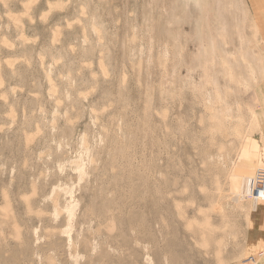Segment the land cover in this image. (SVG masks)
Wrapping results in <instances>:
<instances>
[{
  "label": "rangeland",
  "instance_id": "1",
  "mask_svg": "<svg viewBox=\"0 0 264 264\" xmlns=\"http://www.w3.org/2000/svg\"><path fill=\"white\" fill-rule=\"evenodd\" d=\"M251 3L0 0V264L257 257Z\"/></svg>",
  "mask_w": 264,
  "mask_h": 264
},
{
  "label": "crops",
  "instance_id": "2",
  "mask_svg": "<svg viewBox=\"0 0 264 264\" xmlns=\"http://www.w3.org/2000/svg\"><path fill=\"white\" fill-rule=\"evenodd\" d=\"M251 1H252L251 3L252 10L258 13V17L260 20V27L264 29V0H251ZM259 47H260L261 53L264 55V30L262 31V38H261ZM261 107L263 108L262 115L264 118V103ZM263 134H264V130H263ZM261 235L263 237H261L259 241L263 242L264 244V234L262 233ZM256 251L259 252L257 257L248 255L247 258L245 259L234 261V262L229 261L228 264H264V248H261V246L259 245Z\"/></svg>",
  "mask_w": 264,
  "mask_h": 264
},
{
  "label": "built area",
  "instance_id": "3",
  "mask_svg": "<svg viewBox=\"0 0 264 264\" xmlns=\"http://www.w3.org/2000/svg\"><path fill=\"white\" fill-rule=\"evenodd\" d=\"M250 192L247 196L251 200L264 203V166L255 169L250 183Z\"/></svg>",
  "mask_w": 264,
  "mask_h": 264
},
{
  "label": "bare ground",
  "instance_id": "4",
  "mask_svg": "<svg viewBox=\"0 0 264 264\" xmlns=\"http://www.w3.org/2000/svg\"><path fill=\"white\" fill-rule=\"evenodd\" d=\"M231 1H233V0H231ZM235 1V0H234ZM237 1H239V0H237Z\"/></svg>",
  "mask_w": 264,
  "mask_h": 264
}]
</instances>
